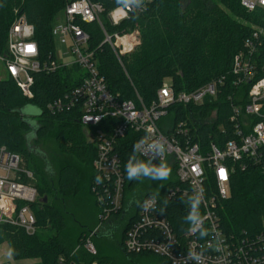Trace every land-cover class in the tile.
<instances>
[{"label": "built area", "instance_id": "built-area-1", "mask_svg": "<svg viewBox=\"0 0 264 264\" xmlns=\"http://www.w3.org/2000/svg\"><path fill=\"white\" fill-rule=\"evenodd\" d=\"M152 1L129 0L127 6L111 10L108 20L119 25L131 13L144 11ZM240 1L248 11L264 9V0ZM104 12V6L93 0H72L66 4L61 13L63 20L52 27L55 41L67 47L64 55L73 58L62 63L52 55L47 60L41 59L34 40V26L16 11L7 34V54L0 55L8 77L27 99L34 95L35 73L80 67L79 85L50 102L47 110L52 114L77 110L88 142L96 146L92 193L98 205L100 225L125 211L127 175L117 144L133 132L141 136L135 144L138 155L146 162L174 168L177 178L163 195L145 196L130 212L123 250L128 254L155 255L171 264H264V218L262 229L255 234L245 230L229 233L224 229L221 215L225 210L223 202L231 198V179L237 169L244 171L253 165L264 175V27L253 26L244 39L243 47L233 56L230 79L223 75L192 91L180 92L166 79L156 99L147 104L138 94L135 100L119 99L98 71L95 52L89 49L90 35L80 22L100 25L103 44L111 47L122 66V58L131 55L141 44L137 29L109 33L104 25ZM227 90L229 93L224 95ZM221 96L229 109L226 120L217 124L218 133L223 135L204 150L202 143L189 137L188 121L176 122L170 108L205 107L218 102ZM216 114V110L211 111L214 121ZM188 118L194 124L200 123L198 114ZM209 172L215 190L208 182ZM34 177L33 171L24 166L21 155L0 147V226L16 227L27 235L37 232L31 207L38 200L37 188L31 182ZM198 197L201 203L197 208L193 204ZM177 198L191 203L188 215L196 214L199 219L191 220L185 227L184 221L190 216H184L178 223L170 218L163 209ZM203 231L207 234L202 235ZM84 246L91 254L96 253L90 238ZM65 263L62 256L56 264ZM0 264L13 263L0 257ZM70 264L77 263L72 260Z\"/></svg>", "mask_w": 264, "mask_h": 264}, {"label": "trees", "instance_id": "trees-1", "mask_svg": "<svg viewBox=\"0 0 264 264\" xmlns=\"http://www.w3.org/2000/svg\"><path fill=\"white\" fill-rule=\"evenodd\" d=\"M70 1L72 0H0V55L7 54V34L16 18V10L25 15L34 26V40L38 43L41 59L47 60L50 55L56 58L53 22ZM93 1L104 6V25L109 33L128 32L137 28L141 34V44L131 55L122 58V66L111 47L103 44L104 34L100 25L96 22H80L90 35L89 49L95 52L100 75L105 77L108 89L118 95L119 99L135 100L138 94L147 104L156 99L157 91L166 79H170L175 91L180 92L192 91L215 78L228 75L233 56L243 47L244 39L253 26L264 27V9L248 11L240 0H153L144 11L131 13L129 19L119 25H112L107 15L129 0ZM79 73L78 65L53 72L35 73L32 99L25 98L11 78L0 79V147H6L8 151L23 157L24 166L34 173V185L38 191V200L31 206L37 220L38 230L35 234L27 235L9 225L0 226V240L6 239L9 242L16 259L37 258L38 264H56L58 258L64 256L65 264H70L72 260L77 264H115L108 256L71 255L72 249H67L62 240V233L68 224L57 201L60 196L78 194L82 177L80 169L70 164L62 166L57 174V182L54 183L55 173L51 165H48L49 161L44 160V173L49 175L48 180L36 161L37 158H43V153L33 143L53 134L62 151L74 155L79 163L88 166V191L93 195L92 185L96 180V173L92 162L96 146L88 142L79 113L74 110L52 114L47 110L50 102L79 85ZM228 93L229 90L224 91V95ZM31 107L36 112L31 111ZM212 110L217 112L216 121L212 120ZM228 111L224 96L205 107L176 105L170 108L176 122L188 121L189 137L202 143L204 150H208L212 140L222 137L223 133L217 131V124L226 120ZM195 114L200 115L198 124L188 118ZM139 138L140 135L129 132L124 139L118 141L117 149L126 175V164L137 168L146 163L154 168L166 166L146 162L138 155L135 144ZM140 176V171L131 179L127 176V190L136 184ZM208 182L215 190L211 172L208 173ZM175 183L176 181H171L159 192L149 194L161 196ZM145 196L139 197L137 204ZM92 197L98 207L95 196ZM222 205L225 210L221 215L227 232H259L264 218L262 171L253 165H249L244 171L237 169L231 179V198ZM191 206L186 200L177 198L169 201L163 211L168 212V216L178 223L188 215ZM124 214L125 211L116 214L114 220H120ZM190 221L188 218L184 221L185 227ZM180 226L182 231L184 226ZM126 228L124 225L119 246L126 259L135 261L154 258L164 264H171L166 259L151 254L126 253L122 247ZM43 231L48 232L46 238L40 234ZM87 237L85 233H81L78 238V244L82 248Z\"/></svg>", "mask_w": 264, "mask_h": 264}, {"label": "rangeland", "instance_id": "rangeland-1", "mask_svg": "<svg viewBox=\"0 0 264 264\" xmlns=\"http://www.w3.org/2000/svg\"><path fill=\"white\" fill-rule=\"evenodd\" d=\"M61 15L62 14L60 13V15L54 20L53 25H56L63 20ZM137 30L139 31V29ZM66 50L67 47L65 45L55 41V54L58 62L65 63L73 59L72 55H64ZM7 77L8 74L6 66L4 62L0 60V79H5ZM30 110L36 112L35 108L31 107ZM33 145L43 153V158H37L36 161L41 173L44 174L46 180H48L50 177L44 173L46 166L44 160L49 161L48 165H51L55 173L53 178L54 183L57 182V174L62 166L68 164L75 165V167L81 171L82 177L78 194L69 197L60 196L59 200L57 201V205L65 213L67 219L68 227L62 233V240L67 249H72V253H75L76 249H78L76 254H80L81 257L85 255L88 257V254L90 255L91 253L84 248L85 246L82 248V245L78 244V238L80 237L81 233H85V236H88L87 238L91 239V242L93 243L96 250V253L91 255L108 256L114 260L113 262L115 264H164L163 261L154 258L138 259L135 261L126 259L119 247L122 238L121 229L123 230V227L118 230V224L120 221L113 220L109 221L103 226L100 225L98 207L94 202V197H92L93 195L91 196L88 191V166L85 163H79L74 155L62 151L53 134L37 140L33 143ZM144 166L151 168L152 171L148 174H145L141 168V176L139 180L134 186L128 188L126 192L128 199H131L134 195L141 197L149 193H157L166 184L174 181L177 178L176 172L173 168L168 167V169H170V176L168 179H164L159 178L156 173V169L159 167H150L148 163H146ZM31 182L35 184L36 178L34 177ZM92 233L93 235L91 236ZM40 234L44 238L48 236V232L46 231H43ZM83 245H85V242ZM0 257L3 261H10L13 264H38L39 262L37 258L16 259L11 251V246L6 239L0 240Z\"/></svg>", "mask_w": 264, "mask_h": 264}, {"label": "clouds", "instance_id": "clouds-1", "mask_svg": "<svg viewBox=\"0 0 264 264\" xmlns=\"http://www.w3.org/2000/svg\"><path fill=\"white\" fill-rule=\"evenodd\" d=\"M125 6H127V3H125ZM125 168L127 170L128 179H131L133 176H135L141 170V168L143 169V172L145 174H148V173H150L152 171L151 168H148V167H146L144 165H141L139 168H137V167H131V166H129V165L126 164L125 165ZM156 173H157V175H158L159 178L168 179L169 176H170V169H168L167 166L162 165L161 167H159V168L156 169ZM200 203H201V201H200V198L198 197L196 199V201H194L193 206L196 207ZM188 219L193 220V221H196V220L199 219V216H197L196 214H193ZM203 234H207L206 231H203L202 232V235Z\"/></svg>", "mask_w": 264, "mask_h": 264}, {"label": "flooded vegetation", "instance_id": "flooded-vegetation-1", "mask_svg": "<svg viewBox=\"0 0 264 264\" xmlns=\"http://www.w3.org/2000/svg\"><path fill=\"white\" fill-rule=\"evenodd\" d=\"M138 200H139V196L138 195H134L131 199H128V198L126 199L125 214L119 220L120 223L118 224V230L121 229L122 227L124 228V225H126V222L129 219L130 212L139 205V204H137ZM121 232H122V229H121Z\"/></svg>", "mask_w": 264, "mask_h": 264}, {"label": "water", "instance_id": "water-1", "mask_svg": "<svg viewBox=\"0 0 264 264\" xmlns=\"http://www.w3.org/2000/svg\"><path fill=\"white\" fill-rule=\"evenodd\" d=\"M44 202L46 203L47 202V198L45 197V199H44Z\"/></svg>", "mask_w": 264, "mask_h": 264}]
</instances>
